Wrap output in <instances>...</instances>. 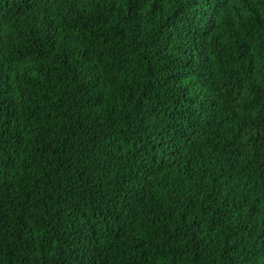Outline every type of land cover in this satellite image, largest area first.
I'll list each match as a JSON object with an SVG mask.
<instances>
[{"label":"trees","instance_id":"obj_1","mask_svg":"<svg viewBox=\"0 0 264 264\" xmlns=\"http://www.w3.org/2000/svg\"><path fill=\"white\" fill-rule=\"evenodd\" d=\"M0 264H264V0H0Z\"/></svg>","mask_w":264,"mask_h":264}]
</instances>
